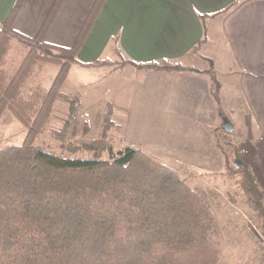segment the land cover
<instances>
[{
    "label": "trees",
    "instance_id": "trees-1",
    "mask_svg": "<svg viewBox=\"0 0 264 264\" xmlns=\"http://www.w3.org/2000/svg\"><path fill=\"white\" fill-rule=\"evenodd\" d=\"M63 1H55L36 37L14 27L24 0H17L0 24V264H219L220 250L211 236L216 224L211 205L188 177L144 149L127 146L115 152L110 134L117 125L111 103L99 136L91 141H70L69 120L62 128H50L63 150L72 154L92 150L94 157L58 155L38 142V134L49 127L55 104L66 96L62 88L74 65L194 69L130 60L82 63L79 52L105 0L95 1L72 47L46 39ZM248 1L221 13L229 18ZM37 63L58 65L59 71L50 88L25 100L20 89ZM217 88L214 81L211 91ZM76 110L71 106L72 117ZM6 112L27 129L24 138L8 136L3 124ZM211 130L228 174L241 175L240 188L264 233V190L257 176L229 134ZM106 151L110 157L102 159ZM231 155L237 159L233 166Z\"/></svg>",
    "mask_w": 264,
    "mask_h": 264
},
{
    "label": "crops",
    "instance_id": "crops-1",
    "mask_svg": "<svg viewBox=\"0 0 264 264\" xmlns=\"http://www.w3.org/2000/svg\"><path fill=\"white\" fill-rule=\"evenodd\" d=\"M55 1L24 0L14 21L15 29L36 37ZM244 1H104L79 52L82 63L130 60L194 68L166 71L138 70L131 65L99 66L103 73L96 82L97 90L105 103L113 105V120L121 126L126 144L142 148L174 168L177 164L197 169L217 166L216 138L206 128L222 115L217 111L216 94L211 91L213 68L199 69L186 61L191 55L201 57L195 49L208 35L210 21L219 15H224V32L238 61L242 100L264 144V0L246 2L229 18L221 13ZM16 2L0 0V24L9 17ZM94 2L64 0L47 32V41L72 47ZM107 47H113L119 59L95 60ZM201 58L210 62V58ZM83 86L78 92L84 100Z\"/></svg>",
    "mask_w": 264,
    "mask_h": 264
},
{
    "label": "rangeland",
    "instance_id": "rangeland-1",
    "mask_svg": "<svg viewBox=\"0 0 264 264\" xmlns=\"http://www.w3.org/2000/svg\"><path fill=\"white\" fill-rule=\"evenodd\" d=\"M223 16L219 15L214 21H210L207 42L203 45L206 46L199 49L201 57L210 58V62L204 61L201 57L197 58L195 55H191L186 62L199 69L213 68L214 81L218 84V88L215 89V101L217 111L220 110L222 115L221 117L219 115L214 125H206V128L211 133H213L211 129L219 128V131L223 130L229 134L232 142L244 152L243 161L253 170L264 190V144L257 123L253 115L248 114L249 109L245 107L242 100L239 65L224 32ZM119 57L113 47H107L105 52L95 60H118ZM58 71V65L35 64L27 80L21 86L20 97L27 100L35 91L50 88ZM102 73L103 70L99 67L88 68L79 65L73 67L62 88L66 96L60 98L55 104L48 129L38 134L39 143L58 155L94 157L92 150L78 154L63 150L62 141L52 133L50 128H62L69 120L72 121L70 141H91L99 136L107 118V103L102 99L103 96H100V91L96 87V82ZM212 82L213 80L210 84ZM81 85H84L82 90L84 100L80 98L78 92ZM71 106L76 107V116L70 115ZM222 117L233 125L231 132L223 128L225 120ZM3 124L8 128V136L14 139L20 140L27 133V129L9 112L4 115ZM84 126H88L86 131H84ZM110 139L115 152L129 145L124 142L122 128L119 125L111 132ZM216 144L219 153L217 152V166L214 169L190 168L180 166V164L175 165V169L182 176L189 178L190 184L204 195L214 210L216 224L211 236L220 250L219 264H264V233L250 207L248 197L240 188L241 175L237 172L232 175L228 174L229 168L226 166L225 156L219 147L217 138ZM101 157L109 159L110 155L106 151ZM236 160V156L231 155L232 166ZM161 161L166 163L164 160Z\"/></svg>",
    "mask_w": 264,
    "mask_h": 264
},
{
    "label": "water",
    "instance_id": "water-1",
    "mask_svg": "<svg viewBox=\"0 0 264 264\" xmlns=\"http://www.w3.org/2000/svg\"><path fill=\"white\" fill-rule=\"evenodd\" d=\"M224 120H225V124L223 125V128L225 129V131L231 132L233 130V125H231L227 119Z\"/></svg>",
    "mask_w": 264,
    "mask_h": 264
},
{
    "label": "built area",
    "instance_id": "built-area-1",
    "mask_svg": "<svg viewBox=\"0 0 264 264\" xmlns=\"http://www.w3.org/2000/svg\"><path fill=\"white\" fill-rule=\"evenodd\" d=\"M78 105V104H77Z\"/></svg>",
    "mask_w": 264,
    "mask_h": 264
}]
</instances>
